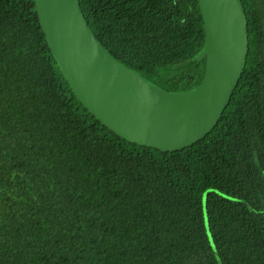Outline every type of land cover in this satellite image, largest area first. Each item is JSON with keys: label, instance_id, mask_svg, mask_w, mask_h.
Segmentation results:
<instances>
[{"label": "trees", "instance_id": "trees-1", "mask_svg": "<svg viewBox=\"0 0 264 264\" xmlns=\"http://www.w3.org/2000/svg\"><path fill=\"white\" fill-rule=\"evenodd\" d=\"M79 2L126 68L169 92L201 83L198 0ZM242 3L248 52L228 105L202 139L161 151L82 105L35 0H0V264H264V0Z\"/></svg>", "mask_w": 264, "mask_h": 264}, {"label": "water", "instance_id": "water-1", "mask_svg": "<svg viewBox=\"0 0 264 264\" xmlns=\"http://www.w3.org/2000/svg\"><path fill=\"white\" fill-rule=\"evenodd\" d=\"M198 3L206 30L198 59L206 58L205 74L193 89L169 92L120 64L102 47L79 0H35L47 44L82 105L121 138L161 151L188 147L215 127L246 63L242 0ZM205 205L206 191L204 211Z\"/></svg>", "mask_w": 264, "mask_h": 264}, {"label": "rangeland", "instance_id": "rangeland-1", "mask_svg": "<svg viewBox=\"0 0 264 264\" xmlns=\"http://www.w3.org/2000/svg\"><path fill=\"white\" fill-rule=\"evenodd\" d=\"M206 216H205V213H204V218H205ZM206 219V218H205Z\"/></svg>", "mask_w": 264, "mask_h": 264}]
</instances>
